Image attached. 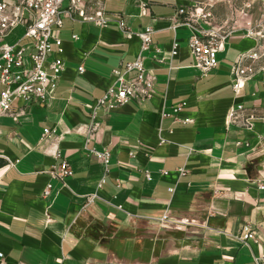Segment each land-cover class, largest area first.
Segmentation results:
<instances>
[{"label":"crops","instance_id":"obj_1","mask_svg":"<svg viewBox=\"0 0 264 264\" xmlns=\"http://www.w3.org/2000/svg\"><path fill=\"white\" fill-rule=\"evenodd\" d=\"M195 9L234 30L207 76L193 67V30H174L178 12ZM107 11L123 16L134 32L155 30L145 65L157 77L156 95L100 112L87 143L92 106L115 83L113 71L137 59L141 44L116 26L65 21L55 33L62 48L52 43L53 57L65 63L55 99L49 106L17 101L18 121L0 120V155L14 163L0 158V264H255L260 246L250 249L233 236L246 226L264 236V82L259 77L237 95L231 70L256 45L245 27L264 22V0H107ZM177 19L184 24L183 16ZM196 25L209 28L204 17ZM16 32L11 37L18 40L24 28ZM175 40L179 54L171 59ZM181 103L187 107L175 115ZM240 105L241 123L228 124L231 108ZM251 116L250 129L243 123ZM46 129L54 134L43 142ZM87 149L110 152L109 165ZM64 160L73 171L66 186L48 174ZM166 211L190 224L130 216L161 218Z\"/></svg>","mask_w":264,"mask_h":264},{"label":"built area","instance_id":"obj_2","mask_svg":"<svg viewBox=\"0 0 264 264\" xmlns=\"http://www.w3.org/2000/svg\"><path fill=\"white\" fill-rule=\"evenodd\" d=\"M251 6V5H250ZM148 4H142V14H147ZM178 16L184 17V24H180ZM174 18V30L180 25H186L193 30L189 40V49L194 59V68L199 70L202 76H207L219 66L218 56L226 50L227 39L234 30L228 31L227 26L217 27L212 24L211 14L200 13L195 9L187 15L185 10L178 12ZM204 17L208 29L196 25L197 19ZM66 20L80 24L94 25L101 29L116 26L124 37L132 40L139 39L141 51L134 62L127 63L122 69H115L113 76L115 83L107 90L105 95L97 100L92 106V124L88 134L89 143L95 138V131L99 127V113L103 110H110L117 106H124L130 102L142 105L156 95V75L145 65V54L153 48V36L155 30L147 27L140 32H134L121 15H110L107 11V0H0V120L4 117H13L18 121V116L13 113V105L17 101L25 103H37L49 106L55 99L54 94L59 87L62 74L65 70V63L61 57H53V41L59 48L63 42L55 37L58 30L64 28ZM20 28H24V34L14 44L7 40ZM240 30L241 27H237ZM247 38L253 39L255 47L240 55L231 73L233 76L232 87L237 95L241 94L247 84L261 77L264 82V22L262 24H248L245 27ZM78 40L77 35L73 36ZM180 45L175 40L170 53L171 59L179 54ZM62 52V49H60ZM81 75L85 74L84 68H80ZM187 103L178 104L173 108L174 114L178 115L184 111ZM244 111L243 106L231 108L228 114V124H239L240 113ZM250 119H246L243 126L252 128ZM182 123L193 124L194 120L186 119ZM160 130L162 144L168 142ZM172 133V132H171ZM54 131L46 129L43 135V142H48ZM242 143L240 142L239 145ZM91 157L100 160L106 166L109 165L111 153L108 151L99 152L95 149H87ZM61 157L59 152L55 155ZM133 156V154H132ZM0 158L8 160L10 165L14 163L6 156ZM187 173L186 169L180 170L181 175ZM49 176L54 180H60L66 186V179L73 176L72 168L67 160L60 165L53 166L48 171ZM168 175V172L164 173ZM147 179L152 180L147 173ZM106 183V178L99 184L101 190ZM264 190V185H259ZM52 185L48 184L44 196L51 194ZM175 193V189L170 190ZM98 194L88 198L93 203ZM133 220H146L148 222H159L160 224L175 223L187 224L185 220L174 219L169 211H166L161 218H144L138 215H130ZM208 228V226H204ZM244 246L251 249L252 245L260 246L258 254H253L255 264H264V236L253 231L249 226L244 228L241 235L233 236ZM3 254L0 252V259Z\"/></svg>","mask_w":264,"mask_h":264},{"label":"rangeland","instance_id":"obj_3","mask_svg":"<svg viewBox=\"0 0 264 264\" xmlns=\"http://www.w3.org/2000/svg\"><path fill=\"white\" fill-rule=\"evenodd\" d=\"M217 27H219V26H217ZM228 27V26H227ZM229 27L232 29L233 27H239L238 25H235V26H231V25H229ZM241 27V26H240ZM16 34H17V32H16ZM17 41V39H15V38H13V37H11V38H9L8 40H7V42L8 43H10V44H14L15 42Z\"/></svg>","mask_w":264,"mask_h":264}]
</instances>
